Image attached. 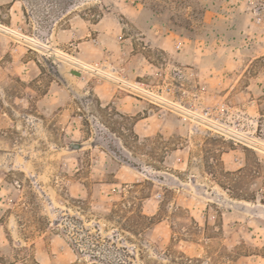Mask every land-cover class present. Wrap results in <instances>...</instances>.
<instances>
[{
	"label": "rangeland",
	"instance_id": "rangeland-1",
	"mask_svg": "<svg viewBox=\"0 0 264 264\" xmlns=\"http://www.w3.org/2000/svg\"><path fill=\"white\" fill-rule=\"evenodd\" d=\"M253 4L0 0V264H264Z\"/></svg>",
	"mask_w": 264,
	"mask_h": 264
},
{
	"label": "built area",
	"instance_id": "built-area-1",
	"mask_svg": "<svg viewBox=\"0 0 264 264\" xmlns=\"http://www.w3.org/2000/svg\"><path fill=\"white\" fill-rule=\"evenodd\" d=\"M244 13L246 14V16H248L251 20H252V24L256 27H258L259 25H262V20L264 18V8H261L260 6H257V4H253L252 7L246 9L244 11ZM181 43L177 42L175 45L176 49H180ZM84 70V69H83ZM119 81V80H117ZM123 83L126 85V87H123ZM119 88H126L127 90H136V91H140V89L136 86L127 84L125 82H122V84H120V82L116 83Z\"/></svg>",
	"mask_w": 264,
	"mask_h": 264
},
{
	"label": "bare ground",
	"instance_id": "bare-ground-1",
	"mask_svg": "<svg viewBox=\"0 0 264 264\" xmlns=\"http://www.w3.org/2000/svg\"><path fill=\"white\" fill-rule=\"evenodd\" d=\"M73 60V59H72ZM74 62H72V64H79L78 67H80L81 69H84V70H89L91 68V66L87 63H85V65H83L79 60H73Z\"/></svg>",
	"mask_w": 264,
	"mask_h": 264
},
{
	"label": "water",
	"instance_id": "water-1",
	"mask_svg": "<svg viewBox=\"0 0 264 264\" xmlns=\"http://www.w3.org/2000/svg\"><path fill=\"white\" fill-rule=\"evenodd\" d=\"M72 74L76 75V76H79L80 73L79 72H72Z\"/></svg>",
	"mask_w": 264,
	"mask_h": 264
}]
</instances>
